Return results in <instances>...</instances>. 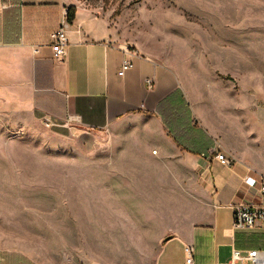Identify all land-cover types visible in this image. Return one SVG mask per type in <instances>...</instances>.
Listing matches in <instances>:
<instances>
[{"label":"crops","instance_id":"obj_1","mask_svg":"<svg viewBox=\"0 0 264 264\" xmlns=\"http://www.w3.org/2000/svg\"><path fill=\"white\" fill-rule=\"evenodd\" d=\"M60 27L68 48L58 61L50 36ZM124 44L108 18L79 0H0L5 110L19 104L36 122L54 124L51 136L71 145L85 134H109L115 144L102 167L103 200L87 201L89 223L99 231L63 230L55 216V263L0 245V264H185L187 247L195 264H233L234 250L264 251L261 223L234 227L236 208L264 206V87L239 93L225 81L237 71L235 58L218 62L209 93L188 82L192 75L138 50L133 68L119 76ZM212 150L234 165L203 157ZM79 238L86 251L73 245Z\"/></svg>","mask_w":264,"mask_h":264},{"label":"rangeland","instance_id":"obj_2","mask_svg":"<svg viewBox=\"0 0 264 264\" xmlns=\"http://www.w3.org/2000/svg\"><path fill=\"white\" fill-rule=\"evenodd\" d=\"M79 1L82 7L108 18L134 51L160 58L181 75H192L187 80L196 89L210 93L217 86L218 62L236 59L238 63L232 65L237 71L222 76L224 80L239 93L264 87V0ZM3 98L0 245L32 251L36 259L55 263L60 257L55 253V216L64 221L63 230L99 231L89 223L87 201L103 200L102 167L115 144L109 134L104 138L85 134L72 145L59 141L19 104L14 111L5 110ZM254 98L263 96L256 92ZM94 167L98 169L93 171ZM73 245L86 251L85 238Z\"/></svg>","mask_w":264,"mask_h":264},{"label":"built area","instance_id":"obj_3","mask_svg":"<svg viewBox=\"0 0 264 264\" xmlns=\"http://www.w3.org/2000/svg\"><path fill=\"white\" fill-rule=\"evenodd\" d=\"M51 47L54 53L55 60H63L67 54L68 39L65 27H60L55 30L51 36ZM122 52L126 55V60L123 62L119 76H124L129 70L133 68L132 58L136 56V52L128 44L120 46ZM149 84L152 81H148ZM71 121V120H70ZM47 129H52L55 125L46 121L44 123ZM203 157L212 158L214 157L217 162L225 167H232L235 163L234 159L229 158L222 151L212 150ZM259 194L264 197V174L261 175V184L259 189ZM258 223L264 226V206L251 207L242 206L234 210V227L235 229H253ZM186 263L185 264H195L194 262V248H186ZM232 263L239 264H264V251H250L243 253L239 250H234L232 256Z\"/></svg>","mask_w":264,"mask_h":264},{"label":"trees","instance_id":"obj_4","mask_svg":"<svg viewBox=\"0 0 264 264\" xmlns=\"http://www.w3.org/2000/svg\"><path fill=\"white\" fill-rule=\"evenodd\" d=\"M75 13H76V10L75 8H71L70 11H69V15H68V21L69 23H72L75 19Z\"/></svg>","mask_w":264,"mask_h":264}]
</instances>
